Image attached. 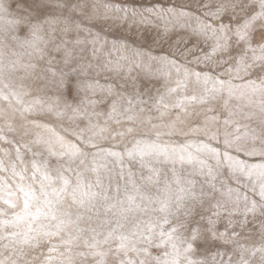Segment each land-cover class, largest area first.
Segmentation results:
<instances>
[{"label": "snow or ice", "instance_id": "1", "mask_svg": "<svg viewBox=\"0 0 264 264\" xmlns=\"http://www.w3.org/2000/svg\"><path fill=\"white\" fill-rule=\"evenodd\" d=\"M0 264H264V0H0Z\"/></svg>", "mask_w": 264, "mask_h": 264}]
</instances>
